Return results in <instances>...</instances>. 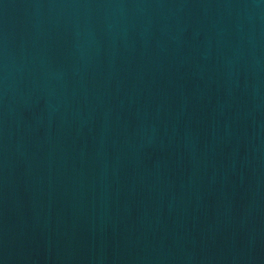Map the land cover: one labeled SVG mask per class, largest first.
Returning <instances> with one entry per match:
<instances>
[{"label":"water","instance_id":"obj_1","mask_svg":"<svg viewBox=\"0 0 264 264\" xmlns=\"http://www.w3.org/2000/svg\"><path fill=\"white\" fill-rule=\"evenodd\" d=\"M0 264H264V0H0Z\"/></svg>","mask_w":264,"mask_h":264}]
</instances>
